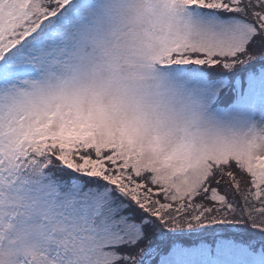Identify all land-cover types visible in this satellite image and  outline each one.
<instances>
[{"label": "snow or ice", "instance_id": "snow-or-ice-1", "mask_svg": "<svg viewBox=\"0 0 264 264\" xmlns=\"http://www.w3.org/2000/svg\"><path fill=\"white\" fill-rule=\"evenodd\" d=\"M0 264H264V0H0Z\"/></svg>", "mask_w": 264, "mask_h": 264}]
</instances>
